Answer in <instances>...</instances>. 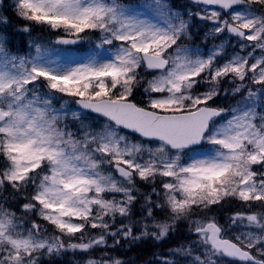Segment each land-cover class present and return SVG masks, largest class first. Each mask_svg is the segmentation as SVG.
I'll return each instance as SVG.
<instances>
[{"label": "snow or ice", "instance_id": "snow-or-ice-1", "mask_svg": "<svg viewBox=\"0 0 264 264\" xmlns=\"http://www.w3.org/2000/svg\"><path fill=\"white\" fill-rule=\"evenodd\" d=\"M190 3L12 0L29 50L0 32V264H125L109 249L182 222L193 239L155 264H264V211H251L264 209V0ZM194 17L207 28L195 45ZM34 26L54 45L98 39L73 56ZM228 201L221 224L209 212Z\"/></svg>", "mask_w": 264, "mask_h": 264}, {"label": "trees", "instance_id": "trees-1", "mask_svg": "<svg viewBox=\"0 0 264 264\" xmlns=\"http://www.w3.org/2000/svg\"><path fill=\"white\" fill-rule=\"evenodd\" d=\"M4 8L0 10V18L3 16H7L10 18V23L7 29H4L2 25H0V32H6L10 37V48L12 51L21 53L25 51L26 41L24 34L18 32V28L20 25L25 23L24 21H17L12 8L10 7L12 4V0H3ZM173 5V0L171 1ZM193 40L192 41H185V43H191L193 45L200 43V30L197 27V24L194 23V27L192 28ZM50 35L47 31H41L39 26H34L33 32L31 34L32 37L34 36H41L46 37ZM98 34H94L90 36V40H94L97 38ZM202 37V35H201ZM135 101L138 103H145V99L142 93V89H138L134 93ZM225 99V98H224ZM232 97L225 99L228 103H231ZM160 178H158L159 180ZM139 191L141 194H146L151 191L153 185L145 184L144 182L140 181L138 183ZM7 195V193H5ZM10 198V197H9ZM143 202V196L141 195L140 201L136 203L133 208V219L139 220L140 219V204ZM18 207V205H17ZM238 202L235 201H228L223 204V206L216 205L213 207L209 215H215L218 221L221 224H224L227 218L237 210ZM251 211H264L258 207L251 209ZM42 226L49 229L50 232H54L53 228L50 225H47L43 221L39 219V217H32ZM31 221H29L30 226ZM99 230H91L89 232H95ZM193 239L190 236L187 228V223L182 222L180 223L175 232L171 234L167 239L161 242H156L155 240L148 238L141 241H122V243L115 248L109 249V251L116 256L117 258L122 259L125 264H155L154 257L157 253H165L168 249L175 247L180 243H188L189 240ZM109 243H112V238H109ZM99 255V253H96ZM82 259L81 254L79 253H72L66 252L62 256L55 257L52 260L44 259L43 264H77L78 261Z\"/></svg>", "mask_w": 264, "mask_h": 264}, {"label": "rangeland", "instance_id": "rangeland-1", "mask_svg": "<svg viewBox=\"0 0 264 264\" xmlns=\"http://www.w3.org/2000/svg\"><path fill=\"white\" fill-rule=\"evenodd\" d=\"M218 42H219V41H218ZM229 48L232 49L231 47H229ZM57 49H60V48H57ZM236 51H239V49H236ZM232 52H233V49H232V50H227V53H226L227 56L230 57V56L232 55ZM257 54H259V52H257ZM72 55H73V56H76V55H78V54H72ZM54 58L59 59V57H55V56H54ZM228 235L234 238L235 233L229 231V232H228Z\"/></svg>", "mask_w": 264, "mask_h": 264}]
</instances>
